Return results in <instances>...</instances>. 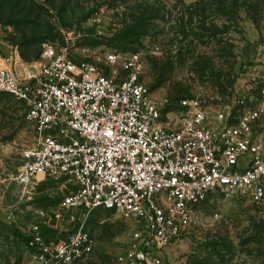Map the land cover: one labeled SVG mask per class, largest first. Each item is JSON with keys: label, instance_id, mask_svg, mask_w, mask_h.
Masks as SVG:
<instances>
[{"label": "built area", "instance_id": "built-area-1", "mask_svg": "<svg viewBox=\"0 0 264 264\" xmlns=\"http://www.w3.org/2000/svg\"><path fill=\"white\" fill-rule=\"evenodd\" d=\"M251 90L218 109L183 100L173 123L145 82L140 52L110 51L97 64L45 45L21 73L0 58V91L23 105L36 135L12 178L63 179L74 189L60 207L127 222L126 246L109 264H154L189 233L209 193L237 194L264 215V82ZM27 238L40 264H77L94 249L81 227L45 241L34 226Z\"/></svg>", "mask_w": 264, "mask_h": 264}, {"label": "rangeland", "instance_id": "rangeland-1", "mask_svg": "<svg viewBox=\"0 0 264 264\" xmlns=\"http://www.w3.org/2000/svg\"><path fill=\"white\" fill-rule=\"evenodd\" d=\"M45 45L97 64L110 51L140 52L145 82L175 123L183 100L218 109L244 86L256 94L264 82V0H0V58L18 72L36 66ZM35 139L23 105L0 91V264H40L24 241L34 226L45 241L81 227L94 249L77 264H109L126 246V221L109 210L83 219L81 210L60 207L74 189L63 179L13 180L20 151ZM263 260L264 215L244 197L212 192L196 205L189 233L154 264Z\"/></svg>", "mask_w": 264, "mask_h": 264}, {"label": "trees", "instance_id": "trees-1", "mask_svg": "<svg viewBox=\"0 0 264 264\" xmlns=\"http://www.w3.org/2000/svg\"><path fill=\"white\" fill-rule=\"evenodd\" d=\"M27 239H28L27 237L24 238L25 243H27ZM262 264H264V260H263Z\"/></svg>", "mask_w": 264, "mask_h": 264}, {"label": "bare ground", "instance_id": "bare-ground-1", "mask_svg": "<svg viewBox=\"0 0 264 264\" xmlns=\"http://www.w3.org/2000/svg\"><path fill=\"white\" fill-rule=\"evenodd\" d=\"M20 71H18L19 73H21L22 72V69H19ZM41 176H38V178H40Z\"/></svg>", "mask_w": 264, "mask_h": 264}, {"label": "crops", "instance_id": "crops-1", "mask_svg": "<svg viewBox=\"0 0 264 264\" xmlns=\"http://www.w3.org/2000/svg\"><path fill=\"white\" fill-rule=\"evenodd\" d=\"M185 1H187V2H192V1H194V0H185Z\"/></svg>", "mask_w": 264, "mask_h": 264}]
</instances>
